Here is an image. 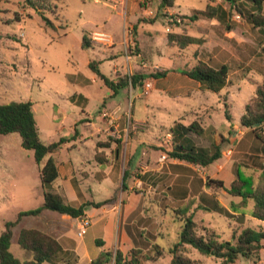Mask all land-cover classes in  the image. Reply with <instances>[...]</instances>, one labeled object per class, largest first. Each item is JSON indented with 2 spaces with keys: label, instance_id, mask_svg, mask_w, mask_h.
<instances>
[{
  "label": "rangeland",
  "instance_id": "obj_1",
  "mask_svg": "<svg viewBox=\"0 0 264 264\" xmlns=\"http://www.w3.org/2000/svg\"><path fill=\"white\" fill-rule=\"evenodd\" d=\"M52 1L54 11L44 12V16L53 22L50 26L45 24L39 12L26 8L21 0H0V104L29 100L43 143L57 141L63 134L70 135V131L74 133V127L87 137L98 127L99 133L109 142V147L103 150L96 147L106 155L105 162H101L104 165L94 158L95 137L85 139L83 145V137L81 141L75 140L78 148L68 141L64 147L49 154L62 173L73 148L76 156L83 155L80 162L84 165L80 164V170L73 172L74 186L96 192L97 198H101L98 202L117 204V217L128 194L140 197L138 207L142 210V221L133 217L128 226L137 233L136 246L140 248L130 250L123 247L124 252H121L114 244L108 251L111 254L100 259L115 264L114 254L118 250L121 264H127L130 255L134 264H169L168 247L177 238L181 224L178 217H182L185 211L201 225L215 230L221 238L229 239L232 233L245 226L259 228L262 222L251 216L253 201L249 200L246 207L233 211L230 202H239L240 197L231 196L226 191L237 169L244 176H250L255 186L264 185L261 143L239 122L244 105L264 76V33L244 16L252 11L251 1L174 0L171 7H161L160 0H136L134 3L128 0ZM119 1L124 4L122 9ZM211 2L229 10L225 22L231 26L230 30L221 23L212 24L211 19L202 15L191 19L195 10L203 9ZM170 13H177L182 18V22L175 25L179 26L178 33L193 36L197 42L183 48L167 42L166 34L177 29L165 30ZM261 13L264 15V1ZM133 16L135 21L132 22ZM151 20L154 21L148 22ZM93 30L111 32L116 40L124 39V54L135 58L130 70L118 68L110 75L112 66L124 59L123 56L110 57L111 52L122 51L121 44L100 51L82 47L83 34ZM115 39L112 41L110 37L105 46L113 45ZM89 60L96 62L98 70L114 82L124 81L132 74H144L145 77L136 86L127 81L124 87L111 94L102 77L88 65ZM199 61L213 67L227 64V82L218 92L206 90L181 73ZM148 81L152 87L148 93H143V86ZM155 81L164 93L158 88L153 90ZM117 102L121 108L116 106L118 111H115L110 106ZM173 108H178L177 112ZM225 111L231 120L226 118ZM119 112L120 116H116ZM109 119H113V124ZM194 120L203 132L200 135L190 133L189 138L203 148H210L212 142L218 143L221 156L207 167L191 165L187 169H178L181 176L175 182L164 173L166 167L159 172H142L146 168L144 158L148 153H163L165 158L160 157L162 160L170 157L167 149L173 144L172 134L168 133L170 128L176 122L187 125ZM133 137L144 139V142L140 143L131 162L129 142ZM114 141H120L118 158L112 150L116 145ZM141 150H146V154L142 155ZM47 156L38 165L33 151L21 146L18 133H0V232L4 223L14 221L19 212L41 205L43 187L39 166ZM100 157L103 160V156ZM140 160L141 164L134 168L133 163ZM95 164L101 170H97ZM125 169L128 174L123 186ZM157 174L162 176L157 177ZM184 175L190 195L180 200L185 197H176L173 189H185ZM207 179L222 181L223 186H207ZM53 183L51 189L68 193V182L63 177L59 176ZM201 194L215 197L231 211L232 216L197 208ZM34 220L35 215H24L13 226L15 243L21 227L33 228L40 224ZM140 223L143 224L141 228L138 227ZM77 231V221L71 220L66 228L67 234L74 236ZM94 232L96 234L90 228L83 234L89 249H96ZM188 255L198 264H221L220 259L202 255L191 247H188ZM68 258L73 261L74 256H68L66 260ZM232 264H264V249L257 261L239 258Z\"/></svg>",
  "mask_w": 264,
  "mask_h": 264
},
{
  "label": "trees",
  "instance_id": "obj_2",
  "mask_svg": "<svg viewBox=\"0 0 264 264\" xmlns=\"http://www.w3.org/2000/svg\"><path fill=\"white\" fill-rule=\"evenodd\" d=\"M22 4L29 9H33L41 14L45 20V24L53 26V22L44 16L45 11H54L55 5L52 0H21ZM252 11L244 14L245 19L253 26L259 27L264 33V15L262 11V2L264 0H250ZM235 2L231 0V3ZM174 0H160V6H173ZM239 12L241 9L236 6ZM229 10H226L221 5L211 6L206 5L203 9L195 10L191 15V19H196L202 15L209 18H216L219 23L225 26L226 30H230L231 26L225 22ZM154 20L148 21L153 22ZM167 42L171 45H176L183 48L189 44L197 42V38L187 35L185 33L168 32L166 34ZM82 47L89 46V39L86 34H83ZM90 67L102 77L104 83L112 91L111 94L117 92L119 88L124 87L129 81L132 86H136L145 77L144 74L129 75L124 81H112L96 67V62L90 61ZM182 74L192 78L201 83L211 92H218L227 81L228 67L221 64L218 67H212L205 62L199 61L192 68L181 71ZM164 74V72H161ZM153 76H156L153 74ZM110 94V95H111ZM225 116L231 120V116L225 111ZM80 121V120H79ZM240 125L248 128L254 137L261 143V153L264 156V76L261 82L256 84L254 95L244 105V110L239 117ZM74 133L71 136L63 134L57 141L50 143H43L39 138L37 123L32 110V103L29 100L25 101H11L0 104V133L16 132L21 138V146L25 149L33 151L34 159L39 165L47 154L57 151L63 143L74 140L77 134V128L74 127ZM203 128L194 120L189 124H182L176 122L170 128L169 133L173 137L181 138L180 143L173 142V148L168 151V155L173 158L185 160L192 165H199L207 167L212 162L221 156V149L218 144L212 142L210 148H203L196 146L191 138L190 133L200 135ZM115 158H118L120 153V141H114ZM99 148L109 147V142L104 141L97 143ZM96 151L94 154L97 162H105L106 155ZM103 156V160L100 156ZM264 176V162L261 163ZM128 174L127 169L123 171V182ZM59 176L58 166L55 160L49 156L46 161L39 166V178L43 187V201L40 206L21 211L17 214L14 221H6L4 229L0 232V264H41L44 261H52L62 247L58 240L39 229L36 228H21L18 234V244L31 254L28 260H19L9 250L12 228L24 215H38L42 210H53L61 214H68L71 217H82L84 215L85 206L92 204L94 206H101L104 202H85L79 206L70 204L66 197L51 189V184ZM207 186H223L222 181L207 179L205 181ZM231 196L240 197L239 202H230V207L233 211H238L239 208L247 206L249 200L253 201L251 209V216L264 221V185L258 187L253 184L250 176H244L240 170L237 169L235 178L231 181L229 188L226 189ZM173 193L176 197H186L188 194V187L185 189L175 187ZM200 200L196 205L197 208L217 212L225 216H232L231 211L223 206L215 197L208 194H201ZM241 219L244 217L243 212ZM181 221L180 229L176 240L168 247V254L170 255L169 264H198L194 259L188 255V247L195 249L198 253L206 256H213L221 260V264H232L239 258L251 259L257 261L260 258L261 249L264 248V226L259 228L245 226L239 232L232 233L231 238H221L220 235L213 229L201 225L194 220L192 214L183 213L182 217H178ZM99 245L100 241H96ZM111 253L101 252L100 257L110 255ZM160 255V253H159ZM121 253L116 250L114 254L115 264H121ZM133 258V257H132Z\"/></svg>",
  "mask_w": 264,
  "mask_h": 264
},
{
  "label": "crops",
  "instance_id": "obj_3",
  "mask_svg": "<svg viewBox=\"0 0 264 264\" xmlns=\"http://www.w3.org/2000/svg\"><path fill=\"white\" fill-rule=\"evenodd\" d=\"M95 1H98V0H95ZM128 2L134 3V2H136V0H128ZM128 2L126 1L127 4H128ZM123 5L124 4L119 1V6L121 9H122ZM209 5L216 6L217 4H213L211 2ZM206 18H209V17H206ZM209 19H211L212 24L219 23V21L216 18H209ZM131 21L132 22L135 21V16L132 17ZM175 28H177L175 33H178L179 26L175 27ZM96 31L93 30V31L88 32V34H86L88 39H89L88 49L92 48V49H98L99 50L101 48L106 49V48L114 47L117 44L122 45V51L117 50L116 52H111V54H110V57H115V58H117L119 56L124 57L122 62H119L118 64L112 66V68L110 70V75H111V72L117 70L118 68L130 70L133 62L135 61V58L134 57L128 58V56L124 54V52H125L124 51L125 50L124 49L125 48L124 47V39L122 41H121V39L116 40L114 34H112L111 32L98 31V32H103V33L109 35L111 37L112 41H113V38L116 40L113 45L105 46L107 44V41H99V40H95L93 38L94 32H96ZM172 31H173V29H172ZM122 38H123V31H122ZM90 61H92V60H89L87 63H89ZM99 61H100V59H99ZM222 64H225V63H222ZM220 65L221 64H219L218 66H220ZM225 65H227V64H225ZM218 66H216V67H218ZM109 78H111V77H109ZM190 80H193V82H197L199 85H201L200 82H198L192 78H190ZM155 82H154L153 90L158 88L157 90L162 91V87L157 86V82L156 83ZM205 89L208 90L206 87H205ZM162 93H164V92L162 91ZM82 99L84 100L86 98L83 97ZM78 100H80V99L78 98ZM164 101H166V99H164ZM117 105H118V102L116 104H113L110 107H112L115 111H118V109H116ZM117 108H121V106H117ZM173 109L176 110L175 112H177V110H178V108L177 109L173 108ZM116 116H120V112ZM94 130H96V131L90 132L91 134L87 137V136H84L85 134L83 132H81L79 129H77L76 138L74 140H70L71 141L70 144L71 145L75 144V146H76L75 148H78L76 143H74L75 140L81 141L80 139L83 137L84 141H81L82 145H83L85 143V139H87L89 137H91V138L95 137V140L93 142L94 146L92 148L93 153L95 154V152L97 151L96 150L97 143L104 142L106 139H105V136L103 134L99 133L98 127H96ZM71 132L72 131H70V135H68V136H71L73 134V132L72 133ZM135 138L133 137L129 142V159H130L129 161L134 159V156L137 153V150L140 146V143L144 142V139H137V138L135 139ZM171 138L173 140L172 142H174V143H177V142L180 143V141H181V138H179V137L171 136ZM133 142H135V143H133ZM65 144H68V141L65 142L64 144H62V147H64ZM143 145H144V147L146 146V144H143ZM75 148H73L74 151H75ZM172 148H173V144L171 145L170 148H167V149H169L171 151ZM103 149L104 148H101L100 150H103ZM72 150L70 151L71 153L69 152L70 154L68 155V159L66 160V162H67L66 167L65 168L63 167V173L60 170L59 165H57L59 176L63 177L68 182L67 183L68 184L67 185L68 186V190H67L68 193L66 191L63 192L64 196L66 197V200L69 203H75L74 206H79L85 202H90V201H93V202L100 201L101 198H97L98 196H97L96 192H93L91 189L90 190L88 188L84 189L80 185L78 187L74 186L75 175L73 174V172L80 170V168H81L80 164L81 165H84V164L82 162H80V159L83 155H81V157L76 156L75 153L72 152ZM112 150H115V147H113ZM146 152H147L146 150H145V152H143V150H141L142 155L146 154ZM49 156H51V155L48 154L47 158ZM161 156H164V158H165V154H163V153H161V154H159V153H154V154L148 153L147 157L145 156V158H144V160H145L144 164H145L146 168L142 172H148L149 170H157V172H159L162 167H166V170L164 171V173H167L168 175H170L172 178V181L175 182V179L178 178L179 176H181L178 169H181L183 167L187 169V168H190L192 165V164L186 162L185 160H181V159L173 158V157H168L165 160H162L160 158ZM77 162H78V164H75ZM131 162H129V168L132 167L130 165ZM141 162H142V160L138 161L137 164L133 163V167L134 168L137 167V165H140ZM62 163H64V162H62ZM101 164L104 165L103 163H101ZM95 166H96L97 170H101V167H99L96 164H95ZM112 166L113 165H111V167ZM111 167H109V170H111ZM185 175H184V182H186L185 187H187L188 184H187V179H186ZM156 176L158 177L159 174H157ZM161 176L162 175H160L159 177H161ZM58 177L54 180V182L58 179ZM173 182L171 184H173ZM189 195L183 199H180V198H176V199L184 200V199L188 198ZM132 196H134V197H132ZM130 200H134L135 203L130 204L129 203ZM139 201H140V197L133 195L131 193L128 194L127 195V201L125 202L124 206L120 208L119 217H117V210L118 209H117V204H115V203L102 204L101 206H94L92 204H88L87 206H85L83 217H87L90 221L89 227L87 228L86 232H88V230L90 228H93V230L96 231V234L94 232V238H93V241L96 245V249H89L88 243H86V241H88V240H86L84 238V235L81 237H79L77 234L74 236H70L66 232L67 225L69 223H71V220L77 221V227H78L81 223V217H71L68 214H61V213H58L56 211L48 210V209L42 210L38 215H35V220H34V222H38L40 224L38 226H34L33 228H37L43 232H46V233L54 236L58 240V242L60 243L62 250L58 253V255L52 261H44L41 264H94L96 261H99L100 264H107L106 262H104L100 259V253L106 252V251H111L114 244L117 245L116 247H118L119 248L118 250H120L121 252H124L123 247H125L126 249H130V250L133 248L138 250L140 247H138V245L136 246V240H138L136 238L137 233H135V231L133 232L131 229H128V226L131 223V222L129 223V221L133 217L141 218V221H142V218H143L141 216L142 210L138 207ZM261 222L262 223H259V226H264V221H261ZM135 224H136V222H135ZM142 225L143 224L140 223V225L138 224V227L141 228V227H143ZM21 228H32V226H23ZM20 229H19V231H20ZM139 230H142V229H139ZM19 231H18V234H19ZM13 234H14V232L12 229V236H11V241H10V246H9V250L11 251V253L16 258H18L19 260L30 259L31 254L27 250L22 248L18 244V242L15 243L13 241ZM17 238H18V235H17ZM96 241H100L101 244L98 245L96 243ZM263 249L264 248L261 249V252H260L261 254H262ZM159 253H160V251H159ZM71 255L74 256V259H73V261H70L68 258V260H69V262H68V260H66V258L68 256H71ZM104 258H105V256H104ZM127 258H128L127 260H129L127 264H134L132 261L133 258L131 257V255L128 256ZM123 261H126V259L123 258Z\"/></svg>",
  "mask_w": 264,
  "mask_h": 264
},
{
  "label": "built area",
  "instance_id": "obj_4",
  "mask_svg": "<svg viewBox=\"0 0 264 264\" xmlns=\"http://www.w3.org/2000/svg\"><path fill=\"white\" fill-rule=\"evenodd\" d=\"M239 16V15H237ZM182 22V18L180 15H178L177 13H170L167 20H166V27L165 30L166 31H172V28L175 27L176 24H179ZM93 38L95 40H103V41H108L110 39V36L103 33V32H94V36ZM152 85L151 82L148 81L144 84L143 86V93H148L149 90L151 89ZM106 113H103V115H105ZM109 123L113 124V119H109ZM162 159H164V156H161ZM90 224V221L87 217H81V223L78 226V231H77V235L79 237L83 236V234L85 233L88 225Z\"/></svg>",
  "mask_w": 264,
  "mask_h": 264
},
{
  "label": "water",
  "instance_id": "obj_5",
  "mask_svg": "<svg viewBox=\"0 0 264 264\" xmlns=\"http://www.w3.org/2000/svg\"><path fill=\"white\" fill-rule=\"evenodd\" d=\"M94 264H100L99 261H96Z\"/></svg>",
  "mask_w": 264,
  "mask_h": 264
}]
</instances>
